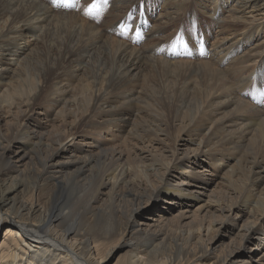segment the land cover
I'll list each match as a JSON object with an SVG mask.
<instances>
[{"label":"bare ground","instance_id":"1","mask_svg":"<svg viewBox=\"0 0 264 264\" xmlns=\"http://www.w3.org/2000/svg\"><path fill=\"white\" fill-rule=\"evenodd\" d=\"M4 224L0 264H264V0H0Z\"/></svg>","mask_w":264,"mask_h":264},{"label":"rangeland","instance_id":"2","mask_svg":"<svg viewBox=\"0 0 264 264\" xmlns=\"http://www.w3.org/2000/svg\"><path fill=\"white\" fill-rule=\"evenodd\" d=\"M98 11L99 10H97V13H98ZM151 23H153V21H151ZM206 177L209 178V176H206ZM216 181H220L218 179V177H217ZM210 188H209V191H210ZM180 209H187V208L181 207ZM189 210H192L193 211V208L192 209L190 208ZM6 227H7V224H4V226L1 227L2 229L0 228V242H1L2 238H3V235L2 234H3L4 230H5L4 228H6ZM225 232H227V234H225ZM229 236L230 235H228V231L224 230V233H221V234H219L216 237L215 242H218L216 244V250L221 249L222 246L224 247L226 244H227V246H225V247L231 248V246L229 244V242H230L229 241L230 240ZM247 248H250V245ZM247 251L248 250H246V249H240V248H238L235 251V254H236V256L245 257V256H247ZM129 254H130V251L127 248L117 249V250L115 248L114 250L111 251V254L109 256V262H108V264H122L123 262L126 263V261L129 260V256H130Z\"/></svg>","mask_w":264,"mask_h":264},{"label":"snow or ice","instance_id":"3","mask_svg":"<svg viewBox=\"0 0 264 264\" xmlns=\"http://www.w3.org/2000/svg\"><path fill=\"white\" fill-rule=\"evenodd\" d=\"M95 7H96L95 5H92V6L89 8L88 12L91 13V12H92V9L95 8Z\"/></svg>","mask_w":264,"mask_h":264}]
</instances>
